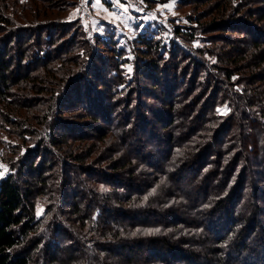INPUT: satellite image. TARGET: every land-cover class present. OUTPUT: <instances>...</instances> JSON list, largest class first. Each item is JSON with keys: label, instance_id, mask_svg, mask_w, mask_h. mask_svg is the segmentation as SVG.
<instances>
[{"label": "trees", "instance_id": "16d2710c", "mask_svg": "<svg viewBox=\"0 0 264 264\" xmlns=\"http://www.w3.org/2000/svg\"><path fill=\"white\" fill-rule=\"evenodd\" d=\"M217 1L180 0L179 6ZM246 1L260 5L222 0L216 6L222 20L203 25V16L189 14L188 21L196 25L174 26L167 40L159 26L147 24L131 42L134 60L128 73L126 48L111 31L91 39L78 20L32 29L25 18L26 11L31 17L49 18L51 6L55 11L65 3L55 6L49 0L47 6L46 0H28L26 5H10L0 0V149L11 170L0 179V264H102V254L117 256L118 264H264V231L255 234L264 214V189L259 180L247 186L244 181L250 169L244 160L250 156L252 173L264 179V36L250 22L264 24V0ZM228 4L242 18L229 13L231 19L225 20ZM75 23L76 31L69 27ZM233 32L241 37H228ZM219 41L229 48L218 49ZM245 71L253 75L244 76ZM158 87L162 90L157 95L153 89ZM154 99L167 109L147 108V101ZM182 99L186 102L177 110ZM195 99L204 106L198 118L192 113ZM136 102L141 140L145 142L146 135L172 165V173L150 176L144 185L135 183V174H140L132 161L117 153L113 132L103 130L133 127L136 117L130 109ZM226 104L229 114L220 115L217 107ZM145 111L151 112L156 126ZM178 115L185 124L196 121L176 137L164 134ZM102 145L112 147L104 152ZM129 154L146 157L138 148ZM98 166L107 172L95 171ZM158 170L167 172L163 166ZM121 172L127 173L125 192L115 177ZM185 179L192 181V190L186 191L189 204L198 205L199 211L207 207L200 211L207 229L191 234L202 225L185 217L183 227L176 229L182 237L170 243L166 232L172 220L153 217L163 211L171 217L178 214L182 202L172 194L181 192L178 184ZM111 201L119 206L109 205ZM164 202L168 208L157 207ZM39 206L44 209L41 215ZM220 208L229 209L219 210L224 212L221 228L216 218ZM136 214H146L144 222L162 225L163 231L145 228ZM124 240L140 248L128 247V253L116 255L117 244L127 246ZM166 246L169 251L162 258ZM223 246L231 251L220 250Z\"/></svg>", "mask_w": 264, "mask_h": 264}, {"label": "rangeland", "instance_id": "374dc122", "mask_svg": "<svg viewBox=\"0 0 264 264\" xmlns=\"http://www.w3.org/2000/svg\"><path fill=\"white\" fill-rule=\"evenodd\" d=\"M47 1H49V0H46L45 3L48 6ZM221 1L222 0H218L217 2H213L210 4L199 3L192 8L190 6H186V7L179 6L180 0H52V3H54L53 5H55V6L62 5L63 3H65L67 6L64 9H62V8H58L56 10L54 9L55 11L50 10V9H53L51 6L50 9L46 12L47 14H51V15H49V18L42 19V18H39L38 15L36 17H33V16L31 17L27 11H26L25 18L27 19V21L30 20L31 25L33 26L32 29H37V28L39 29L40 25L41 24L43 25L44 23H45V25H50V24L54 23L55 21L56 22H58V21L62 22L63 21L62 23H65L66 21L78 20L79 24L82 25L85 34L91 39L94 36V34H100L104 37H107L108 36L107 32L111 31L114 34V36L117 38L119 45L126 48V55L128 57V62L126 64V70L128 73H131V71H132V59L134 60V51L132 50L131 42L134 40V38L138 34V32L142 31L143 27H146L147 24H149L152 28H156V26H159L160 31H161L162 35L164 36V39L167 40V38L170 36L171 30H172V28H174V26L196 25V24H191L188 21L187 15H189V14H192V15L193 14L194 15L200 14L201 16H203L204 18H202L200 20V22L203 23V25L209 24L211 22H218V21L222 20L221 19L222 14H219V12L216 8V6ZM240 1L241 0H231V3L233 5H235L236 3H239ZM257 1H258V3H260L259 0H257ZM27 2H28V0H9L10 5L11 4L26 5ZM242 5H250V6H254V7L256 6L257 7L260 4H254L252 2H248L246 0H243ZM234 12L230 9V4H228V11L224 16L225 20H230L231 19L230 15H232V16L236 15L237 18H242V14H235ZM229 13H230V15H228ZM250 22H253L255 25V28L259 29L261 34L264 36V24L256 22L253 19H251ZM76 23L71 24L69 26L71 30H74V31L77 30V26H76L77 24ZM215 35H217V34H215ZM221 37L222 36H217L216 39L219 40V39H221ZM228 37L235 39V38L241 37V36L237 35L236 32H233V33H229ZM236 41L238 42L237 39H236ZM232 42L235 43V41H233V40H232ZM61 43H63V41ZM193 44L197 45V44H199V42L195 41V43L193 42ZM215 45L218 49H221V48L228 49L229 48V46L222 41L215 43ZM103 54H105L104 56H107L105 52H103ZM250 71H245L244 76L249 75V74L253 75V73H251ZM262 76H264V75H262ZM186 84H188V83H186ZM186 84H185V86H186ZM185 86L183 84V88ZM146 89H150V87L146 86ZM161 90H162L161 87L153 89L154 92L155 91L157 92L156 93L157 95L161 92ZM182 94H183V92L180 93V96ZM133 97H135V99L146 102L145 98H140L136 95H133ZM198 99H195L192 102V110L194 109L196 111V112H192V113H194L193 118L195 116H196V118H198L199 113L201 111V108L204 107L202 105L203 103L197 105L196 102L198 101ZM147 102L148 103L145 104L147 106V108L151 109L152 106H158L159 105V107H161L163 109H167V105L163 104V106H161L157 99L148 100ZM183 102H186V101H184L182 99L179 104H176L177 110L181 108V105L183 104ZM133 105H134V107L132 109H130V110H132V116L136 117V120H134L135 122L130 121L132 123L131 125H133V127L128 129L127 131H121V132L118 131V128L119 129L121 128L118 126L114 127V128H116L115 130H114V128H107V129H103V130H104L105 134L107 131V135L111 134L110 132H113V135H111L113 137H111V138L117 139L116 142L118 141L117 145H119L118 147L115 146L117 153H120L122 155V157H127L130 161H132L131 165H134L133 169H135V171H137V173L139 172V174H140V176L135 174V177H134L135 183L138 182L139 185H144L143 183L149 181L150 176L155 175V176L162 177L163 174H165V176H166V174L172 173V171H170V170H172V165L170 164L169 161L162 158V153L159 150H157V145H155V143H153L151 141H146V137H147L146 135L144 136L145 142L141 140V136L144 134H141L139 131V127H138L139 117H138V115H135L136 110L140 108V105L137 102L134 103ZM145 105H142V110H144ZM121 109L123 111V108H121ZM216 111L220 115H227L230 112L228 104L223 105V106H218ZM144 116L146 118L149 117L152 125L156 126V123H155L154 118H153L150 111H147V112L145 111ZM116 117L119 118V117H121V115H118ZM193 118H192V120H190L189 123L185 124L183 122V120H181V116L178 115L177 121H175V124L172 126L171 130L169 129L167 131H164L163 133L164 134L171 133L173 136L176 137L179 133H182L185 130V128H187V129L191 128L190 126H192L194 121H196ZM130 122H129L128 126L130 125ZM247 127L248 126H244L245 129H248ZM187 129H186V131H187ZM157 131H158V128H157ZM161 133H162V131L160 132V134ZM188 138H191V137H188ZM4 139H6L8 141L7 137H5ZM209 142H210V140H209ZM246 142L251 143L250 140H248V139L246 140ZM97 143H98L97 145H100L102 143V141H97ZM238 143H237V145H238ZM97 147L98 146H95L94 148L98 149ZM102 147H103L104 152H108L109 148L111 149L112 146L102 145ZM132 148H135V150L137 148H138V150L141 149V151H143V153L146 154L145 155L146 157H144V159H141V158L136 159V158L131 157L129 154V150H131ZM132 153H134V151H132ZM1 154H2V150L0 149V179L4 178L5 176L10 174V172H11L10 167L5 162L2 161ZM250 157H248L244 160V162H246L250 167L248 173L245 175V178H244V181H246L245 185L247 186L248 184H250V185L256 184L257 183L256 181L259 180V184L261 185L260 187H262L264 189V179L262 177H258V179H257L255 174L252 173L253 164H252V159ZM92 158H95L94 154H93ZM210 159H211V162L213 161L212 163H214L216 158H215V156H211ZM148 165H149V167H147ZM90 166H91V168H93L92 164L91 165L89 164L88 168ZM160 166L165 167L167 172H161L160 173L158 170ZM105 168H106L105 166L104 167L98 166V168H96L95 171L97 170L99 173H101V172L106 173L107 168L106 169ZM155 173H157V174H155ZM238 175L236 176V180H239V178H240V176L238 177ZM84 177H86V176H84ZM115 177H117L116 179L119 181V186H121V189L124 187V192H125V190L127 188V185L125 184V179L127 178V173L121 172V174H119V176H115ZM178 185L181 188V192L174 190V194H172V199L174 198V200H176L177 202H182V206H180L177 209L178 214L176 213L175 215H173L171 217V216H169V214H170L169 211L164 212L162 210L163 213L158 211L159 213H162L161 215H163V216H161V215L156 213V209L153 210L154 214L159 215L157 217H153V219L157 218L159 220H162V222H165V220L168 219V217H170V220H172L171 224L168 227L166 226L168 229L166 233L168 234V240L170 243H173L174 239L182 237L179 235V233H176V229H178V227H180V229H181V227H183V224L180 223V221H182L181 219L184 220L185 217L191 216V217L195 218L199 223L198 227L200 225H202L199 229H197L195 231L193 230L191 232V234L193 232H197V231H200L203 229L205 231V229H207L206 228V222H205V221H207V218L204 221L205 214H203V216H201V214H200L201 213L200 211L203 209L207 210V207H204L199 211V209L196 208L198 205L196 206L195 204H189V202H188V196L186 195V191L188 193H190V191L192 190L191 189L192 181H190V180L188 181L187 179H185ZM104 187H106V186H104ZM211 188L212 189L210 191L214 193L215 186L213 185V187L211 186ZM249 191H250V189H249ZM245 196L246 197L249 196L248 192H246ZM255 201L256 200H253V204L256 203ZM226 204H229V202H227ZM109 205H112L113 207L119 206L118 204L113 203L112 201H111V204H109ZM169 205L170 204L164 202V203L159 204L157 207H161L160 209H163V207L168 208ZM227 206L228 205H226L225 207L229 208ZM260 206L264 208V202H262L260 204ZM146 208L147 207L140 208L139 209L140 211L138 210L136 213L144 212L145 210H147ZM43 210H44L43 206H39L38 215H41L43 213ZM219 210L228 211L229 209L220 208V209H217L216 211H219ZM151 211L152 210H150L148 212H151ZM212 212H215V211H212ZM223 213L224 212L219 211L217 213L218 216L216 217L217 220L219 221L218 227H220V228L224 226V224H223L224 223ZM136 215H138V214H136ZM145 215L144 216H141V215L137 216L139 221L143 222V225H148V227H145V228L150 229V230L162 229V231H163L164 227L162 225H157L158 228H155V226L152 225L153 222H151V223L150 222L146 223V221L144 222V220H146L144 218ZM113 216H114V213L112 214V218H113ZM261 217H262L261 226H258V228L255 231L256 232L255 234H258V235H256V237L259 235L261 236L262 232L264 231V228H263L264 214ZM110 221H113V219H111ZM72 227L79 232V230L76 226H72ZM187 230L189 231L188 228H187ZM204 231H203V233H204ZM203 233L201 232L200 236H203ZM83 234H84V231H83ZM183 234L184 233H182V235ZM187 236H190V235H187ZM253 239H254V235H253ZM59 241H62V240L59 238ZM132 241L133 240H124L122 244L127 243L126 247H124V246L120 247L119 244L116 243L117 244L116 245V248H117L116 255L119 256L121 254V252L128 253V247L130 250L135 249V247H136L135 250H138V248H140V244L133 246L134 244H132ZM254 246H255V243H254ZM152 247L156 248L154 246H152ZM167 247H169V246L163 247L164 249L162 250V252H160L162 256L160 255V257H162V258L167 257L166 252L169 251V249ZM144 248H145V250L148 251L149 249H151V244L150 243L146 244L144 246ZM224 248H225V246H223V248H221L220 250H223ZM225 251L230 252L231 247L226 246ZM135 252H136V254H140V256H142L144 254L143 252H138V251H135ZM221 253H222V251H221ZM105 255H103V254L101 255L102 264H118L117 259H116L117 256L109 257V256H107V255L105 256ZM203 256L204 255H200L199 258H202ZM107 257H109V258L107 259ZM236 260L240 262L242 259L237 258ZM156 261H157V263L162 262V261L159 262V260H156ZM180 262H182V260L178 259V263H180ZM219 263H220V261L218 262V264ZM181 264H183V263H181Z\"/></svg>", "mask_w": 264, "mask_h": 264}]
</instances>
